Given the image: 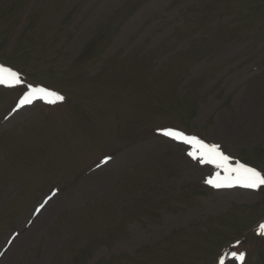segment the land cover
<instances>
[{
    "label": "rangeland",
    "instance_id": "374dc122",
    "mask_svg": "<svg viewBox=\"0 0 264 264\" xmlns=\"http://www.w3.org/2000/svg\"><path fill=\"white\" fill-rule=\"evenodd\" d=\"M0 60L70 94L81 145H33L55 113L4 120L0 89V264H213L264 219V190L212 189L191 148L130 127L148 110L264 171V0H0ZM240 248L264 264V235Z\"/></svg>",
    "mask_w": 264,
    "mask_h": 264
},
{
    "label": "snow or ice",
    "instance_id": "6c2138e0",
    "mask_svg": "<svg viewBox=\"0 0 264 264\" xmlns=\"http://www.w3.org/2000/svg\"><path fill=\"white\" fill-rule=\"evenodd\" d=\"M26 82L20 78L18 72L13 71L11 68L0 65V86L5 88H15L18 85L25 84ZM65 97L56 91H52L47 87L39 85L26 84V90L21 96L18 97V102L12 111L31 105L36 100H42L47 104H56L62 102ZM159 135L168 137L170 140L176 141L179 144L190 146L192 150L187 152L192 160L199 162L201 165H210L216 170L214 174L204 180V183L213 188H241L251 191H258L264 188V171L258 170L256 167L249 164L241 163L239 160L233 162L232 158L225 155L220 150V146L214 143H205L203 140L196 136H189L185 133L173 129L162 128L157 129ZM111 156H104L97 167H102L107 164ZM56 195L53 191L52 196ZM51 199V197H49ZM48 201L40 204L35 209L38 213L45 207ZM259 235H264V222L258 224L257 228ZM12 240L8 241L11 244ZM239 241H237V244ZM234 247V246H233ZM245 260V253H237L235 250L229 251V246H225V250L219 253L213 261V264H236Z\"/></svg>",
    "mask_w": 264,
    "mask_h": 264
}]
</instances>
